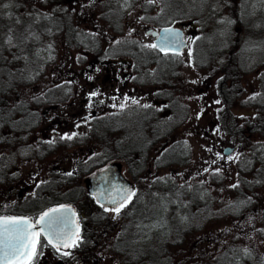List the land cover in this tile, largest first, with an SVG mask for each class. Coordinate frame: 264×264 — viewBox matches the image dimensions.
I'll use <instances>...</instances> for the list:
<instances>
[{
	"label": "rangeland",
	"instance_id": "obj_1",
	"mask_svg": "<svg viewBox=\"0 0 264 264\" xmlns=\"http://www.w3.org/2000/svg\"><path fill=\"white\" fill-rule=\"evenodd\" d=\"M238 4L243 21L250 22L247 27L243 22L236 26V19L230 14L229 3H223V0H0V64L4 67L5 62L10 59L7 48L4 49L3 35L6 44L10 45L11 41L6 39L10 37L13 40L14 33L19 37L23 25L33 31V24L38 19L41 20L42 27L49 28L48 38H45L46 45L38 51L42 75L32 72L24 78L17 76L23 82L19 93L33 102L40 117L34 114L31 117L34 118L32 123L19 131V134L25 136L23 144L8 145L10 141L6 134L9 131L6 128L1 130L0 173L3 171V174L0 175H5L6 169H9L6 166L13 162L21 174V184L30 185L28 190L32 196L38 190L41 194L53 190L51 195H59L63 199L61 201L85 202L88 205L87 211H93L95 209L88 197L85 178L95 169L106 165L104 162L100 164L98 160L106 152L100 142L98 145L92 141L94 138L88 136L94 125L91 123L97 120L91 119L90 115L98 111L104 112L102 115L116 111L112 121L117 117L119 124H126L127 121L128 124H139L141 117L152 119L154 106H159L161 94H166L164 88L166 92H172L173 97H180L181 92L183 98L179 99L180 106L177 105L182 113L178 114L176 111L174 118L166 114L170 118L157 123L161 124L157 134L144 129H139L138 132L127 131L126 147L122 148L126 156L111 160L120 161L124 174L138 187V194L130 208L125 210L131 218L125 226L129 228L126 237L131 243H127L130 245L128 264H134L133 254L136 248L146 245L147 240L161 241L168 238L173 231V221L182 222L180 228L186 225L190 218L187 207L193 200L201 202L199 196L202 200L222 198V204L216 202L213 205L210 202L207 206L193 209L201 222L191 228L192 233L186 238L187 247L182 255L177 252L178 246L170 248L171 255L177 252L172 259L164 249H157V252L153 249L147 250L156 263L164 264L165 260L166 264H191L195 260L198 264L204 263L222 252L223 241L227 242L233 234L241 236L242 240L239 239V242L243 246H249L243 241L251 243L261 260H264V237L260 235L263 233L258 232L264 228V209L254 218L242 217L239 224L240 215L237 218L223 215L222 207L223 195L228 196L229 188L238 181L241 169L245 170L243 174L246 177L249 176L247 179L253 177L252 171L246 167V161L250 158L243 153L249 151L248 147L252 143L260 144L264 140L255 134L235 138L228 131L229 128L225 127L223 116L220 119L218 115L224 107L221 94L216 89L214 92L210 91L208 84L217 73L223 76V68H218L217 63L224 62L225 58L227 60V52L234 50V56L239 55L243 59L235 58V62L248 69L264 60V36H255L264 30V0H238ZM21 6L29 7L33 12L30 19L29 10L26 13ZM64 9L72 13L70 27L76 31L78 39L65 38L67 29L64 27ZM49 12L51 19L47 15ZM25 13L26 17L21 19ZM199 19L203 20L202 27L193 28L191 25ZM167 23L188 28L190 46L181 55L162 60L149 47L154 44L153 38L145 30ZM25 30L28 31V28ZM235 42L237 45L234 49L232 43ZM19 57L20 52L16 59ZM102 59L110 60L109 67L117 71V77L108 79V82H101L99 79L93 83L87 81L84 78L87 72V75L92 74L91 79H95L100 72H106L105 67L100 64ZM71 67L77 72L66 74L67 68ZM99 67L102 69L100 72ZM79 75H83V78L80 79ZM258 75L242 74V79L246 80L242 81L245 90L251 82L252 88H255ZM100 87L102 89L99 98L105 97L106 101L101 106L97 105L99 109L102 107L99 110L91 106L90 100L93 99L92 92H100ZM243 87L241 91H244ZM1 88L2 83L0 90ZM253 92L255 91H247L246 95ZM42 95H45V99L38 97ZM56 98L60 100V106L56 109H52L53 106L56 107L55 102L47 105L43 102ZM233 102L237 103V100ZM36 103L39 104L38 107ZM149 107L153 109L147 116ZM236 112L239 117L238 112L242 113V118H253L247 108L241 107ZM163 124H170V127L165 128ZM148 134L156 137L155 140L149 139L151 136ZM120 135L118 131L116 136ZM3 136L6 137L4 141ZM158 137L160 138L157 139ZM176 142L179 144L175 149L163 153L166 147ZM72 143L78 145L71 147ZM226 144L234 145L235 151L225 155L223 147ZM109 154L113 156L117 153L112 150ZM55 177L58 180L64 177L63 182L51 186ZM3 183L0 186L5 204L8 201L5 200L8 186L11 185ZM254 190L264 198L263 186L254 187ZM26 196L28 192L21 193V197ZM171 196L175 197V204L169 206ZM47 197L31 200L41 211L58 201ZM123 211L120 212L122 216ZM94 214L97 217L102 216L98 211ZM108 214L111 219L104 220L106 226L105 236L101 241L103 244L111 243L114 238L123 236L124 233L122 220L119 221L115 235L109 232L110 226L114 227L116 224L112 218L117 214ZM253 223L256 230L250 231ZM192 244L198 246V249H191ZM103 248L105 251L106 247ZM138 251L144 252L145 249L140 247ZM155 255L159 256L156 260ZM251 257L254 262L255 257ZM119 264H124L123 259Z\"/></svg>",
	"mask_w": 264,
	"mask_h": 264
},
{
	"label": "trees",
	"instance_id": "obj_2",
	"mask_svg": "<svg viewBox=\"0 0 264 264\" xmlns=\"http://www.w3.org/2000/svg\"><path fill=\"white\" fill-rule=\"evenodd\" d=\"M229 3L230 7V14L232 17L236 19V26H240L243 22L245 27L250 23L248 21H243V17L240 14L241 8L240 5L238 4V0H223V3ZM20 8H24L27 12L29 10V7L21 6ZM36 10L39 11V8L36 7ZM36 12V11H35ZM56 12V11H55ZM31 15L33 14L32 11H30ZM51 14V12H49ZM48 14V15H49ZM30 15V16H31ZM29 16V19H30ZM26 17V16H24ZM44 18V17H43ZM72 13L66 10V17L63 18L64 21H66L64 27L67 29V34L65 33V38L70 39L69 37H73V39H78L76 31L73 29L71 30L70 23L72 22ZM42 19V18H41ZM41 20H36L34 25L33 31H29V27L26 25H23V30L21 29V32L19 34V41H14L15 37L18 36L17 34L14 33V38L12 34L13 40L7 38V41H11L12 43L9 45L6 44L4 41L3 37V45L5 44V48H7L9 52V62H5L6 64L5 67L0 64V83H2V88L0 90V133L2 132L4 128H6L9 131V134H6V137L8 138V145H13V143L17 144H23L25 143V136L23 134H19V131L21 128H23L25 125L32 123L31 117L34 114H37L38 117H40L39 110H36L35 105L33 102H30L29 100L25 99L19 91L21 90L20 87L23 85V82L20 79H17V76L20 77H25L26 75H31L32 72L35 74L39 73L42 75V69L40 70V58H38V51L42 50L44 46L46 45L47 38H48V29H45L42 27L43 25L40 24ZM202 23V20H201ZM25 28H28V31L25 30ZM33 28V27H32ZM28 32V33H27ZM257 37H263L264 36V30L261 31V33H258ZM46 38V39H45ZM246 39V38H245ZM244 39V41H245ZM243 41V43H244ZM42 45V46H41ZM232 45H234V49L236 47V42ZM245 47V46H244ZM246 48V47H245ZM247 48H249L247 46ZM251 48V47H250ZM84 49V48H83ZM82 49V50H83ZM18 52H20V56L18 59H16ZM155 54L160 57L161 55L155 51ZM228 57L227 60L223 62V64H219L218 68H223V76L221 77L218 73H213L216 74V76H212L210 83L209 84V90L214 92V89L219 91V93L222 96L223 102H224V107L223 111L220 110V113L218 114H223V119H224V124L226 128H229L228 131H230L235 138H238V136L244 138L249 136V134H255L258 135L259 137L264 140V60L262 63L257 64L253 66L252 68L248 69L246 66L238 65V63L235 62V58L238 60H243L242 58L234 56V50L230 53H227ZM257 60V59H256ZM106 61V60H101ZM150 62V61H148ZM256 64V63H255ZM101 65L108 67L106 69V72L103 74H99L96 76L97 78L93 79H101V81L108 82V79H112L117 77V71L110 66V62H103ZM254 65V64H253ZM242 70V71H241ZM92 70H89V72ZM145 71V70H144ZM77 71H74L72 67L70 69L67 68V73L66 74H73ZM88 73V72H87ZM149 73V72H148ZM244 73H252L253 76L258 75L257 81H255V88H252L251 83L248 87L247 90L244 89L242 86V81H246L242 79V74ZM34 74V75H35ZM14 75V76H13ZM114 75V76H113ZM261 75V77H260ZM88 75H84V78H87ZM100 77V78H99ZM40 78V77H37ZM79 78L82 79L83 75H79ZM70 80H72L70 78ZM107 80V81H106ZM37 81V79L35 80ZM162 81V80H161ZM160 81V82H161ZM25 84H28L27 82ZM215 84H217L215 86ZM254 84V85H255ZM253 85V84H252ZM163 88H164V83H163ZM70 87V86H69ZM241 87H243L244 91H241ZM69 89V88H68ZM169 90V88H167ZM61 90V88L59 89ZM165 91H167L164 88ZM255 91L251 95L246 96L247 91ZM172 91V90H171ZM163 96H160L162 99L159 102L161 104V108L158 106H154L155 109L153 108H148V111L146 112V115L149 116L148 112L153 109L154 112L151 117L152 119L148 117H141L139 124H128L129 121L124 122V124H119L117 122V117L116 119L113 118V121L111 118L113 117V114L115 113H110L107 112L105 115L104 112H96L95 114H91L90 117L91 119H97L96 122H92L91 124L93 125L92 131L88 133V136L91 138H94L95 140L92 139V141L96 142L99 145V142L102 144L103 149L106 152V155H102V158L98 159L100 161V164L104 162L107 163L111 161L113 158H121L123 159L124 156H126V153L123 149L126 147V132L135 130L136 132L139 131V129H144L149 131L152 134H157L158 131L160 130L159 127H161V124H157L158 122H164L166 118L174 114V103L177 101V99L173 98L172 92H165ZM170 93V94H169ZM236 95V96H233ZM38 97H45L43 96H38ZM96 97H93L92 100H90L91 106H94L93 108L95 109L96 106H101L104 104L105 100L103 97L102 100H96ZM51 98V96H50ZM60 98V97H59ZM59 98H56L55 100H49V101H43L45 102V105L55 102L56 107L53 106L52 109H56L60 106V100ZM45 99V98H44ZM173 101H172V100ZM233 102V101H236ZM40 102V100H38ZM38 103H36V106L38 107ZM97 106V108H98ZM247 108L249 109V115L253 116L252 119H246L242 118L240 112L238 116L236 110L238 111L239 108ZM104 108V107H103ZM99 109V108H98ZM102 109V107L100 108ZM99 109V110H100ZM165 114V115H161ZM169 116H167V115ZM45 115V114H44ZM244 115V114H243ZM248 115V114H247ZM107 116L106 118H103ZM118 116V114H116ZM77 117V116H75ZM115 117V116H114ZM31 119V120H30ZM155 121V122H154ZM112 122V123H111ZM132 122V121H130ZM152 122V123H150ZM97 124H103L101 126H97ZM165 128L170 127V124H163ZM179 126V125H178ZM223 126V124H222ZM151 127V128H150ZM149 129V130H148ZM152 130V132L150 131ZM118 131H120V136H116ZM124 132V133H123ZM108 133V134H107ZM130 135V134H129ZM149 135V134H148ZM151 136V135H149ZM244 136V137H243ZM4 137V136H3ZM4 137L2 140L6 138ZM148 137V136H147ZM156 138V137H155ZM154 137H149L151 140H155ZM158 137L157 139H159ZM74 140V139H73ZM80 140V139H79ZM97 140V141H96ZM243 141V140H242ZM64 143V142H62ZM73 144V143H72ZM179 142L173 143L166 147V149L163 151L169 152L172 149H175L177 147ZM78 144H73L72 146H77ZM249 151L244 152L245 156L250 158L249 161H246L248 164L246 167L247 169L252 171L253 177L250 179H247L243 173L245 170L241 169L239 173V178L236 184L232 185L229 188V194L228 196L223 195V215H232L233 217H238L240 215V220L239 224L241 223L242 217L247 216L254 218V216H258V212H263L262 210L264 209V198L259 195V193L254 190V187L257 186H263L264 187V142H261L260 144H255L252 143L248 147ZM113 152L116 151V155L111 156L109 154L111 151ZM2 164V163H1ZM98 165V164H97ZM7 171L5 172V175H1L0 178H4L2 182L3 184L10 183V185L17 184L19 187H21L24 184H21V174L19 173L18 169L16 168V165L11 162L9 165L6 166ZM95 169V168H94ZM93 170V169H92ZM247 171V170H246ZM250 171V172H251ZM3 174V171L0 173ZM243 174V175H242ZM64 177L60 178L59 180L55 177L53 181H51V186H55L58 183L60 184L63 182ZM5 180V181H4ZM50 186V185H49ZM30 188L29 186H25V188H20L24 192V190H27ZM22 191L19 192V200L24 202V200H31V197H21ZM51 191H46L45 193H40L39 190L35 193L34 199H39V198H46L49 196L50 198L47 197V199H54L61 201L63 200L59 195L53 196L51 195ZM64 193V192H63ZM65 194V193H64ZM47 195V196H44ZM41 196V197H40ZM58 196V197H57ZM30 197V198H28ZM233 197V198H232ZM64 198V197H63ZM201 202H194V200L191 202V205L187 207V213H189L190 218L187 219V224L182 225L180 228L179 225L182 224V222L179 221H173V231L170 232V236L168 238L165 237L164 240H147L148 243L143 246H139L136 248L134 254H133V259L134 264L137 262V264H158L154 261V258H152L150 251L153 249L154 251L157 249H164L166 253L170 255L169 257L172 259L174 257V254L177 252L180 253L181 255L185 253L187 245L186 243V238L188 235H190L192 232L190 231L193 226H198L199 222H201V218L199 220L198 215H195L194 213V208L202 207V205L207 204H222V198H209L208 200H202L201 196H199ZM65 200V199H64ZM191 201V200H190ZM213 201V202H212ZM169 206L175 204V197L171 196L169 199ZM35 208V211H40L38 210V206L32 205L30 208ZM19 212H26V207L23 205H19ZM194 212V213H193ZM198 213V211H197ZM193 215V216H192ZM264 217V216H263ZM198 219V220H197ZM186 221V220H185ZM263 225H264V218H263ZM180 229V230H179ZM241 230V227H239ZM256 230L254 228V223L253 227H251L250 231ZM263 234H260L261 236L264 237V228H262L260 231ZM162 236V235H161ZM159 236V237H161ZM184 236L183 238L180 239V237ZM141 237H144L141 235ZM227 240V242L223 241V251L218 252L215 256H212L209 258V260H206V262L201 263V264H247V261H249V264H264V260H261V258L258 256L256 248L251 245V243H247L246 241H243V243H246V245H249L248 247H245L241 244V241L239 242V239H241V236L238 234H233L230 236ZM145 238V237H144ZM142 241H146L145 239H142ZM131 244V243H130ZM152 246V247H151ZM172 246H178V251L173 253L171 255L170 248ZM144 248L145 251H138V248ZM150 247V248H149ZM198 249V246H194L192 244L191 249ZM148 250V251H147ZM155 252V254H156ZM257 258H256V255ZM153 255V254H152ZM255 257V261L253 262L251 259V256ZM159 257L158 255H155V260L156 258ZM165 259V258H164ZM163 259V260H164ZM259 259V260H257ZM149 260V261H148ZM169 260V258H168ZM166 260L164 261V264H166ZM191 264H198L197 261H192Z\"/></svg>",
	"mask_w": 264,
	"mask_h": 264
},
{
	"label": "flooded vegetation",
	"instance_id": "obj_3",
	"mask_svg": "<svg viewBox=\"0 0 264 264\" xmlns=\"http://www.w3.org/2000/svg\"><path fill=\"white\" fill-rule=\"evenodd\" d=\"M199 26L200 25H195ZM101 80V79H100ZM102 82H105L104 80ZM220 116V115H219ZM1 176V175H0ZM3 178H0V185L2 184ZM2 186V185H1ZM0 186V217L3 216H14V215H25L29 216L33 223L36 224L39 218V215L47 208L53 207L58 204L65 203L63 201H57L55 203H52L48 207H46L44 210L41 211H35V208H30V206L35 205V202L32 200H28L21 203L19 200V192L20 188H25V185H22L19 187L17 184H13L11 186H8L7 194L5 196V200L8 199V201L4 204V196L2 192V187ZM86 186V185H85ZM29 189V188H28ZM24 190V192H28L31 199H34V195L32 196L29 193V190ZM86 190L88 193V197L91 199V202L93 204V208L95 210L87 211V207L85 202L78 203L76 201H69L68 203L72 204L76 210L77 214V223L79 226V231L70 242L67 241L68 238L63 237L62 240L55 241L53 239L52 243H49L48 240L50 237L46 236L43 231H40L41 228L38 229L40 231V236L38 237L36 248H35V254L31 255L24 263L22 264H119L122 263V259L124 264L129 263L130 258V248L127 245V243L130 244V241L127 240L126 237V231L129 229L125 227L130 222V216L128 211H125L126 209L130 208L129 206L131 203H128L124 205L123 207H117L119 208V212H117L115 209L116 207L107 208L104 207L102 204L98 203L93 196L89 193L87 186ZM23 192V191H22ZM27 197V196H26ZM28 197V198H30ZM10 200V201H9ZM31 202V205H29ZM12 204V205H11ZM19 205H27L26 212H19ZM28 208V210H27ZM124 210V211H123ZM98 211L99 214L102 216L97 217L98 215H95L94 212ZM124 212L123 216L120 215V212ZM109 213H113L116 215L112 218L114 219V223L116 222L115 226H110L109 232L115 233L117 232L118 225H120V222L122 220L123 222V236H118L116 239L111 241V243L103 244L101 241L104 239L105 236V226L104 223L105 219H111ZM122 216V218H120ZM98 218H101L102 220H98ZM88 220L90 221V224H88ZM38 225V224H37ZM104 230V231H102ZM101 231V232H100ZM103 237V238H102ZM72 247H65V244H73ZM54 245H57L55 247ZM105 251H104V248ZM118 250V251H116ZM121 250V251H120ZM65 253H68L67 255ZM121 253H124V255H121ZM122 257V259H121Z\"/></svg>",
	"mask_w": 264,
	"mask_h": 264
},
{
	"label": "water",
	"instance_id": "obj_4",
	"mask_svg": "<svg viewBox=\"0 0 264 264\" xmlns=\"http://www.w3.org/2000/svg\"><path fill=\"white\" fill-rule=\"evenodd\" d=\"M147 34L156 36V46L163 53H180L187 46V42L184 39V30L178 26L165 25L159 30L149 29L147 30ZM233 151L234 146H226L224 148V153L227 155ZM86 182L89 192L95 197L96 201L106 207H118L122 205L135 191L133 183L123 175L122 164L120 162H111L102 167L91 174ZM52 209H57L58 211L51 212ZM45 212H50V216L45 218L43 224L38 223V225L34 224L32 219L26 216L1 218H27L35 226L32 231H38V228H43L45 235L55 241H60L62 240L61 238L67 236L68 240H65V242H70L76 237L79 227L74 206L61 204L51 207L43 213ZM50 220H56L57 222L50 227ZM21 252L23 253V250ZM27 258H29V255H12L10 253L7 259L0 261V264H22Z\"/></svg>",
	"mask_w": 264,
	"mask_h": 264
},
{
	"label": "snow or ice",
	"instance_id": "obj_5",
	"mask_svg": "<svg viewBox=\"0 0 264 264\" xmlns=\"http://www.w3.org/2000/svg\"><path fill=\"white\" fill-rule=\"evenodd\" d=\"M149 47H156V45H150ZM161 50L163 51V49ZM115 210L119 212V208ZM56 211L58 210H51V212ZM49 216L50 212L43 213L37 223L43 224L45 218ZM56 222V220H50L49 226L51 227ZM34 227L27 218H0V261L7 259L10 253L12 255H34L37 238L40 236V231H43V228L40 231H32ZM48 242L52 243L51 238ZM54 246L58 248L57 245ZM64 246L72 247L74 243L65 244ZM21 250H23V253Z\"/></svg>",
	"mask_w": 264,
	"mask_h": 264
}]
</instances>
